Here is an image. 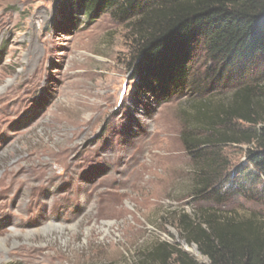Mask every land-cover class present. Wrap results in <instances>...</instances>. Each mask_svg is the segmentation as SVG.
<instances>
[{"label":"rangeland","instance_id":"1","mask_svg":"<svg viewBox=\"0 0 264 264\" xmlns=\"http://www.w3.org/2000/svg\"><path fill=\"white\" fill-rule=\"evenodd\" d=\"M76 11L0 0V260L141 264L167 242L210 264L173 219L195 209L181 133L201 94L138 99L127 24ZM247 149L226 151L238 162ZM261 189L247 187L238 216L264 220Z\"/></svg>","mask_w":264,"mask_h":264},{"label":"trees","instance_id":"2","mask_svg":"<svg viewBox=\"0 0 264 264\" xmlns=\"http://www.w3.org/2000/svg\"><path fill=\"white\" fill-rule=\"evenodd\" d=\"M58 1L69 16L109 12L127 24L138 99L201 94L181 133L195 209L175 212L174 223L210 264H264V220L241 218L232 207L250 185L264 192V0ZM220 78L229 92L217 97ZM240 145L248 146L246 159L235 162L226 150ZM141 264L202 263L160 242Z\"/></svg>","mask_w":264,"mask_h":264},{"label":"bare ground","instance_id":"3","mask_svg":"<svg viewBox=\"0 0 264 264\" xmlns=\"http://www.w3.org/2000/svg\"><path fill=\"white\" fill-rule=\"evenodd\" d=\"M52 227H54V226H53V225H48V226H46L45 228H43V231L48 232L49 229H51ZM12 230H13V233H18V232H19L18 229H16L15 226L12 227ZM0 241H1V237H0ZM197 250H198V249H195L196 253H197ZM201 258H202V256H201ZM0 264H3V262H2L1 260H0Z\"/></svg>","mask_w":264,"mask_h":264},{"label":"water","instance_id":"4","mask_svg":"<svg viewBox=\"0 0 264 264\" xmlns=\"http://www.w3.org/2000/svg\"><path fill=\"white\" fill-rule=\"evenodd\" d=\"M185 247H188V243H186V242H185ZM194 249H198V246L196 244H194ZM202 258H204V257L202 256Z\"/></svg>","mask_w":264,"mask_h":264}]
</instances>
